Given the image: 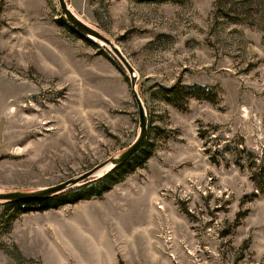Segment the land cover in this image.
Masks as SVG:
<instances>
[{
    "label": "rangeland",
    "instance_id": "obj_1",
    "mask_svg": "<svg viewBox=\"0 0 264 264\" xmlns=\"http://www.w3.org/2000/svg\"><path fill=\"white\" fill-rule=\"evenodd\" d=\"M66 1L137 71L148 139L80 190L0 204V264H264V18L216 0ZM138 128L127 70L59 0H0V191L74 177Z\"/></svg>",
    "mask_w": 264,
    "mask_h": 264
},
{
    "label": "water",
    "instance_id": "obj_2",
    "mask_svg": "<svg viewBox=\"0 0 264 264\" xmlns=\"http://www.w3.org/2000/svg\"><path fill=\"white\" fill-rule=\"evenodd\" d=\"M61 10L66 17L67 21L71 23L77 30L86 35L88 38L101 42L108 50L115 54V57L127 70L132 90L134 94V99L138 107L139 116V128L138 135L136 139L126 148L118 152L117 154L108 157L100 163H97L92 168L71 177L65 181L58 184L35 188V189H14L8 191H0V204L16 203L23 201H39L46 198L57 196L66 190L85 185L89 182H94L109 173H111L116 168L127 162L141 147L144 146L149 135V116L138 90H137V79L138 73L132 66L131 62L122 52V50L113 43V41L100 32L98 29L89 26L83 22L74 11L70 8L66 0H59Z\"/></svg>",
    "mask_w": 264,
    "mask_h": 264
},
{
    "label": "trees",
    "instance_id": "obj_3",
    "mask_svg": "<svg viewBox=\"0 0 264 264\" xmlns=\"http://www.w3.org/2000/svg\"><path fill=\"white\" fill-rule=\"evenodd\" d=\"M252 1L253 0H216V3H215V6H216V10L218 13H220L221 15L225 16V17H228L230 18L231 20H234V21H239L240 20V15H244L246 16L245 19H248V18H264L263 15H256L253 13L254 11V7H253V4H252ZM255 1V0H254ZM262 16V17H261ZM264 21V20H263ZM180 89L181 87L180 86H174L172 88L169 89V91L172 93V94H178L180 93ZM173 100V99H172ZM177 104V102H176ZM179 104V103H178ZM177 104V105H178ZM142 148V147H141ZM141 148L139 150H141ZM138 152V151H137ZM136 152V153H137ZM135 153V154H136ZM134 154V155H135ZM133 155V156H134ZM132 156V157H133ZM131 157V158H132ZM130 158V159H131ZM129 159V160H130ZM128 160V161H129ZM127 161V162H128ZM127 162H125L123 165H125ZM123 165H121L120 167L116 168L115 170H113L111 173H109L108 175L96 180V181H99L107 176H109L110 174L114 173L115 171H117L118 169H120ZM264 168V167H263ZM94 181V182H96ZM93 182H89L85 185H82V186H79V187H75V188H72L70 189L69 191H67L65 194H68L72 191H75V190H80L81 188H84L90 184H92ZM64 194V195H65ZM27 201H23L22 203H26ZM18 203V202H16ZM11 204H14V203H8V204H5L6 206H9Z\"/></svg>",
    "mask_w": 264,
    "mask_h": 264
},
{
    "label": "bare ground",
    "instance_id": "obj_4",
    "mask_svg": "<svg viewBox=\"0 0 264 264\" xmlns=\"http://www.w3.org/2000/svg\"><path fill=\"white\" fill-rule=\"evenodd\" d=\"M17 109L15 105L12 106L11 111L14 112Z\"/></svg>",
    "mask_w": 264,
    "mask_h": 264
}]
</instances>
